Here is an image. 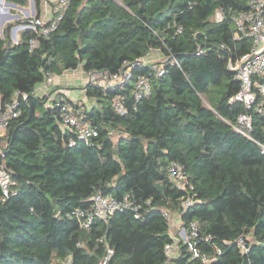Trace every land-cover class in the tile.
<instances>
[{
  "label": "trees",
  "instance_id": "trees-1",
  "mask_svg": "<svg viewBox=\"0 0 264 264\" xmlns=\"http://www.w3.org/2000/svg\"><path fill=\"white\" fill-rule=\"evenodd\" d=\"M44 1L33 0L35 18ZM118 1L71 0L55 30L24 29L17 43L13 28L28 20L0 25V114L18 103L0 137V163L14 183L7 199L0 188V264H100L108 248V264H200L182 240L166 256L173 238L165 210L181 214L187 229L198 224L197 245L212 264H264V112L259 102L249 110L230 102L241 83L229 64L253 46L234 37L248 0ZM153 50L166 73L134 69L151 80L142 99L133 83L83 87L91 105L80 117L99 132L90 144L63 125L61 105L73 101L36 94L49 76L79 68L115 74ZM241 113L253 117L245 133L235 128ZM172 162L187 175L185 191L168 178ZM98 193L130 196L140 218L128 209L82 228L71 214ZM188 195L194 200L184 211Z\"/></svg>",
  "mask_w": 264,
  "mask_h": 264
},
{
  "label": "built area",
  "instance_id": "built-area-1",
  "mask_svg": "<svg viewBox=\"0 0 264 264\" xmlns=\"http://www.w3.org/2000/svg\"><path fill=\"white\" fill-rule=\"evenodd\" d=\"M118 1V0H115ZM50 9V17L40 18H27L28 22L23 25V29H33L38 31L41 28V33L48 35L51 31L55 30L63 18L66 10L68 9L71 0H47ZM119 2V1H118ZM216 19L218 21L224 20V13L222 10L216 12ZM235 20V39L249 38L252 40L253 46L251 51L239 59L236 64L230 62L229 67L237 73L240 80L241 87L238 93L230 99L231 103H242L248 110L256 104L260 103L258 108L259 112H264V0H248V9L237 14ZM181 32V28L178 29ZM36 42L31 41V48L34 47ZM146 65L141 60L126 65L118 73L104 74V82L100 84L104 88L114 84H127L133 83L135 86V97L137 100L149 95L152 91V84L150 78L145 75H137L134 77L133 71L137 66ZM153 71L157 76H163L166 73L163 66H152ZM52 76H49L45 81L52 82ZM75 104V105H74ZM77 105V107H76ZM115 106L117 109L124 113L122 101L116 100ZM17 99H14L6 109L0 114V133L6 135L7 127L13 118L18 116L17 112ZM76 107V108H74ZM85 105L71 103L66 101L61 105V118L63 125L74 131L77 139L90 144L93 139L98 137V128L90 122H83V114ZM253 117L249 113H241L238 117L237 125L235 128L245 133L247 129H252ZM75 144L73 141L71 145ZM167 175L174 186L180 190H187V175L183 167L172 162L167 167ZM12 177L6 165L0 163V188L3 195V200L11 195V187L13 185ZM193 189L192 186L189 187ZM193 196L188 195L184 200V211L193 203ZM133 210L137 219L140 218L138 207L134 205L130 196L119 200L112 196H106L98 193L90 198V206L87 208H80L72 212L71 217L77 218L82 228L89 229L96 219L107 221L115 212L124 210ZM165 210L163 215L167 219L173 242L165 246V254L171 259L173 258L179 248V243L182 240L188 245V249L192 253V259H199L200 264H212L211 257L203 253L197 245L199 237V229L197 223H191L190 229H187L182 222L181 214ZM177 215V217H174ZM183 225V227H179ZM240 247L244 251H248L246 243L243 238L238 241ZM218 250V249H217ZM218 253L221 254L220 250ZM114 254L112 248H108L106 257L100 264H108L111 256ZM64 264H71V260H67Z\"/></svg>",
  "mask_w": 264,
  "mask_h": 264
},
{
  "label": "rangeland",
  "instance_id": "rangeland-1",
  "mask_svg": "<svg viewBox=\"0 0 264 264\" xmlns=\"http://www.w3.org/2000/svg\"><path fill=\"white\" fill-rule=\"evenodd\" d=\"M47 8H48V3L44 1L42 5V9L46 10ZM0 10H1L0 11L1 22L3 19L8 17L7 15H10L12 17L10 20H7L6 23L11 21H19V20L25 22L27 18H33L36 15L35 5L33 0H30V3L28 4L27 7L12 5L7 0H0ZM23 25L25 24L21 23L16 25L15 26L16 29L14 30V32L16 31L20 32L24 30ZM1 27L3 26L1 25ZM18 38L19 36L17 37V40ZM13 41L17 43L15 39H13ZM152 52H154V50ZM160 55L161 54L159 52L152 53L151 55L141 59V61H143V63H145L146 65L158 66L164 60L163 57H161ZM54 77H58V76H54ZM62 80H66L64 81V83L62 82V85L64 87H69V89L72 91V94L68 95L69 98H73L74 103H77L79 105L81 104L82 106L84 103L85 107H88L91 105V102L86 97L83 87L92 80H94V83L96 84L98 83L102 84L105 79L103 73H94L93 76L90 77V74L84 72L82 68H79L77 70L69 71L67 74L66 73L65 75L63 74V76L61 75V77L58 79L57 84H60L61 83L60 81ZM55 98H57V96ZM174 217H177V215H174ZM179 227L181 228L183 227V225H179Z\"/></svg>",
  "mask_w": 264,
  "mask_h": 264
},
{
  "label": "crops",
  "instance_id": "crops-1",
  "mask_svg": "<svg viewBox=\"0 0 264 264\" xmlns=\"http://www.w3.org/2000/svg\"><path fill=\"white\" fill-rule=\"evenodd\" d=\"M17 6V5H16ZM1 11V10H0ZM50 9H49V6L48 8L45 10H42V17H45L46 19H48L50 17ZM8 17H6L5 19L2 20V22L0 21L1 25L4 26L7 22V20H10L12 17L10 15H7ZM20 32L16 31V32H12V39H15L17 42V37L20 36ZM19 39V38H18ZM158 51H154V52H150L149 55H151L152 53H156ZM148 55V56H149ZM161 56V55H160ZM162 57V56H161ZM69 71L65 72L66 74L68 73ZM64 73V75H65ZM63 76V75H62ZM93 76V75H90V77ZM61 76H58V77H52V82L50 83H47V82H44L42 84H40L37 89H36V94L39 95V96H47L49 99H54L56 96H66L69 98L68 95L72 94V91L69 89V87H64L62 85V82L64 83V81L66 80H62L60 81L61 83L60 84H57L58 82V79L60 78ZM63 79V78H62ZM71 101L74 102V99L73 98H69ZM50 100V101H52ZM1 102H2V98L0 96V107H1ZM0 137H4V133H0Z\"/></svg>",
  "mask_w": 264,
  "mask_h": 264
},
{
  "label": "water",
  "instance_id": "water-1",
  "mask_svg": "<svg viewBox=\"0 0 264 264\" xmlns=\"http://www.w3.org/2000/svg\"><path fill=\"white\" fill-rule=\"evenodd\" d=\"M9 3H10V2H9ZM10 4L15 5V4H13V3H10ZM15 29H16V27L13 28V32H14ZM91 75H93V73H92Z\"/></svg>",
  "mask_w": 264,
  "mask_h": 264
}]
</instances>
